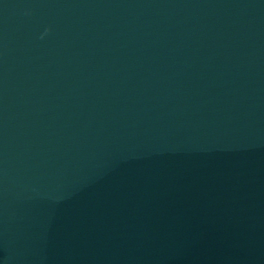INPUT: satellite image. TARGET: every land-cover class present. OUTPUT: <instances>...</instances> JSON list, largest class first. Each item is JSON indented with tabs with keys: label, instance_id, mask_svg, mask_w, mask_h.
<instances>
[{
	"label": "water",
	"instance_id": "water-1",
	"mask_svg": "<svg viewBox=\"0 0 264 264\" xmlns=\"http://www.w3.org/2000/svg\"><path fill=\"white\" fill-rule=\"evenodd\" d=\"M0 264H264V0H0Z\"/></svg>",
	"mask_w": 264,
	"mask_h": 264
}]
</instances>
